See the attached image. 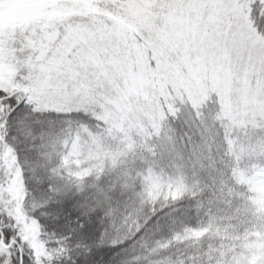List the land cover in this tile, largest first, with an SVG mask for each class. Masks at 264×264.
Returning <instances> with one entry per match:
<instances>
[{
    "label": "snow or ice",
    "instance_id": "obj_1",
    "mask_svg": "<svg viewBox=\"0 0 264 264\" xmlns=\"http://www.w3.org/2000/svg\"><path fill=\"white\" fill-rule=\"evenodd\" d=\"M257 182L264 0H0V264H264Z\"/></svg>",
    "mask_w": 264,
    "mask_h": 264
},
{
    "label": "trees",
    "instance_id": "obj_2",
    "mask_svg": "<svg viewBox=\"0 0 264 264\" xmlns=\"http://www.w3.org/2000/svg\"><path fill=\"white\" fill-rule=\"evenodd\" d=\"M189 183H191V172L189 171ZM242 183L248 184L251 183L246 177H242ZM259 195L257 192H255V196L252 198V205L253 206H260L264 207V205H261V203L258 202ZM181 211L173 213L171 217L168 219L170 222L168 223L167 227L163 231H158L155 234H150L147 238V246L151 248L155 241L159 240L162 244L166 241L170 240L172 235L174 233H181L183 234L184 229L186 228H200L204 225H207L209 221V217L205 215L203 211H201L198 215L195 214L193 211L188 210L192 207V204L188 201H186L183 205L180 206ZM213 215L215 216L216 210L213 209ZM200 221V223H198ZM236 231H243L242 225H237L236 228H233L231 225H225L222 226L220 229V237L224 240V243L227 244L232 241V233H235ZM264 231V229H262ZM183 238V236H182ZM221 239L215 240V243L219 244L221 243ZM255 239L257 241L264 242V236L262 235H256ZM209 243L208 238H205L202 242L192 241V240H186L184 242H174L170 249H168L166 255H169L171 257V264H181V262L184 260L185 257H188L190 254H198L200 251H202L201 244L207 245ZM253 247H257L258 245H252ZM137 254H139L142 258L147 255V253L143 250L138 248L136 250ZM257 257L256 259H258ZM141 264H148V261L145 259L141 260Z\"/></svg>",
    "mask_w": 264,
    "mask_h": 264
},
{
    "label": "rangeland",
    "instance_id": "obj_3",
    "mask_svg": "<svg viewBox=\"0 0 264 264\" xmlns=\"http://www.w3.org/2000/svg\"><path fill=\"white\" fill-rule=\"evenodd\" d=\"M254 191L259 195L258 202L264 205V184L257 182L254 185Z\"/></svg>",
    "mask_w": 264,
    "mask_h": 264
}]
</instances>
